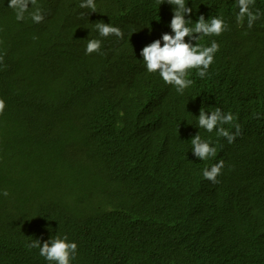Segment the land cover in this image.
<instances>
[{"label": "trees", "instance_id": "trees-1", "mask_svg": "<svg viewBox=\"0 0 264 264\" xmlns=\"http://www.w3.org/2000/svg\"><path fill=\"white\" fill-rule=\"evenodd\" d=\"M67 1L49 6L59 12ZM111 1L123 6L122 0ZM47 2L38 0V6L44 11ZM8 3L0 0V38H14L0 51V99L6 103L0 115V193L8 192L0 195V264H48L28 245L37 239L42 246L56 236L78 245L71 264H264V77L249 88L236 70L210 67L204 78L190 70L193 84L180 95L158 74H149L141 50L164 33L174 35L173 6L165 0L163 7L150 3L149 14L140 12L137 25L122 29V40L99 37L101 52L86 55L87 72L60 55L66 62L64 88L30 83L25 67L51 64L47 56L59 50L60 38L42 43L40 36L50 29L32 22L31 4L17 21ZM186 3L192 13L185 19L193 26L208 8L199 0ZM252 10L264 13V0H255ZM238 11L235 6L221 16L233 31L193 45L215 40L220 48L241 39L245 61L262 67L264 27H255L258 20L252 28L246 20L238 26ZM56 26L67 28L65 22ZM77 42L86 48L87 36L80 34ZM155 80L166 96L140 104L136 92H163ZM201 108L208 114L217 108L231 112L241 135L229 144L215 131L199 129ZM154 112L153 119L142 121ZM144 123L154 129L148 145L142 142ZM160 131L171 142L166 157ZM190 132L205 137L217 155L199 160ZM220 160L214 208L204 192L212 182L202 178V170Z\"/></svg>", "mask_w": 264, "mask_h": 264}, {"label": "clouds", "instance_id": "clouds-1", "mask_svg": "<svg viewBox=\"0 0 264 264\" xmlns=\"http://www.w3.org/2000/svg\"><path fill=\"white\" fill-rule=\"evenodd\" d=\"M158 2L161 5L165 0H158ZM167 3L173 6V17L169 27L174 35L164 33L161 38L163 45L161 39H156L141 50L140 55L143 57V64L149 74H158L166 85L173 86L180 95H183L185 90L193 84L192 79L189 78L190 70H195L200 78L207 75L210 67L236 70L249 88L255 87L264 77V66L251 68L245 61L241 39L226 41L220 48L215 40L211 41L210 46L198 43L193 45L185 40L186 37L189 40L197 41L202 37L220 36L224 31H233L232 23H226L223 17H211L207 10H202L194 25L189 26L192 20L185 19V16L192 13V8L187 6L186 0H167ZM234 3L239 10L236 14L238 26H242L246 20L248 28H252L255 21L264 15L259 10L253 12L255 0H234ZM29 4L34 9L29 13L33 23H42L45 17L51 16V14H43V10L38 6V0H9L8 7L13 9L17 21H23L25 13L29 12ZM56 4L53 3L52 6H56ZM75 7L86 10L85 14L81 13L83 17L97 15L95 0H79ZM71 24L72 22L65 21L67 28ZM95 27L98 35L104 39L110 36L121 40L124 38V32L111 23L99 21ZM51 35V32L41 35V42L52 44L55 38H52ZM13 40V35L0 38V51L4 47L11 46ZM101 48V39H90L86 44L85 55L98 54L101 52ZM2 59L0 57V62ZM5 108V101L0 99V115L3 114ZM235 120L236 118L231 112L223 113L221 109L217 108L208 114L201 108L197 117V127L208 133L215 131L217 136L225 138L229 144H232L241 135V127ZM225 124L232 126L235 132H230L223 127ZM191 144L192 152L199 160L206 161L217 155V149L209 141L203 140L199 134L191 139ZM223 168L224 161L220 160L210 168H204L202 178L212 183H218L217 177L222 174ZM0 195L7 196L8 192L3 191ZM28 246L29 248H38L39 255L48 264H71L78 252V245L75 242H69L66 236L63 238L52 237L42 246L40 240L35 239Z\"/></svg>", "mask_w": 264, "mask_h": 264}, {"label": "bare ground", "instance_id": "bare-ground-1", "mask_svg": "<svg viewBox=\"0 0 264 264\" xmlns=\"http://www.w3.org/2000/svg\"><path fill=\"white\" fill-rule=\"evenodd\" d=\"M56 0H49L47 3H43L44 13H52L50 17H45L42 24L50 29L52 38H60V40H64L65 42L60 44L59 41L55 43V46L59 48L58 51L54 52L52 55L47 56L50 59L51 64L43 65V64H35L30 62L26 70L29 71L28 81L37 82L43 81L47 84L48 88H64V83L67 81V73L64 65L66 64L65 60L60 58L61 56H66L68 59L72 61L73 68H77L82 66L84 70L87 72V57L85 55V47L77 42L78 36L80 34H84L87 36V40L90 39H99L98 31L95 27V24L99 21H103L104 23L115 24L116 27H119L121 30L126 29V27L131 25H137L138 17L140 12H147L149 14V4L152 2H158V0H122L123 6H116L111 0H95L96 3V13L97 15L91 17H83L81 13H86L85 9L76 8L75 6L79 3V0H68L63 9L59 12L56 11V7H51L50 2H55ZM218 1H229V6H218ZM199 4L202 6H206L211 17H221L224 15H229V13L235 8L234 0H199ZM107 6V7H106ZM165 5H160L163 7ZM217 7H220L221 12L217 10ZM127 8V9H125ZM65 21L72 22L71 26L62 30L58 26L57 23H64ZM259 26V28L264 27V16L262 15L258 21L255 23V27ZM225 32V31H224ZM223 32V33H224ZM225 36V34H224ZM226 37V36H225ZM224 37V39H225ZM186 42H190L193 44V40H189V38H185ZM196 74V71H195ZM197 75V74H196ZM157 89L163 90L161 94L157 93H147L141 96L140 92H136L137 97L140 99L139 103L142 104L146 98L154 99V101H158L161 98L166 96V91L164 90L162 83L155 80ZM36 85V84H35ZM232 90L235 93H239V90L235 88V86H231ZM119 105V104H118ZM120 106V105H119ZM157 108H154V111ZM142 112V109H140ZM156 112H154L150 116H143L142 121L153 119ZM157 129L160 130V126H157ZM248 128H245L247 130ZM141 131L144 133V137L142 142H145L147 145L150 142H153L155 139L154 129L150 126H147L146 123L143 124ZM194 137L198 133L190 132ZM200 135V134H199ZM255 135V132H251L248 135V139ZM159 136L161 137L160 142L162 144L161 150L163 151V155L166 157L171 154L169 147L171 142L169 140V136L166 135L165 132L160 131ZM203 140H206L205 137L200 135ZM240 146L236 145V148ZM188 151L184 150L183 154H187ZM258 156V155H257ZM91 159V158H90ZM89 159V160H90ZM88 161V160H87ZM264 164V158L261 165ZM184 171H181L180 174H184ZM186 177V176H185ZM177 183H181L184 181L178 177L175 178ZM151 185V184H150ZM219 183H208L204 186V192L207 194V199L209 204L216 207V198L215 193L217 190V186ZM183 188V187H182ZM186 190L185 188H183ZM134 200V198H133ZM221 243V242H220ZM222 246V244H221ZM185 247V246H184ZM218 260V259H217Z\"/></svg>", "mask_w": 264, "mask_h": 264}]
</instances>
